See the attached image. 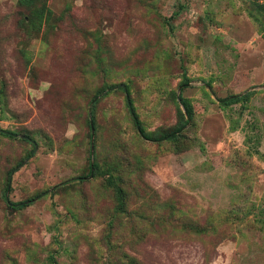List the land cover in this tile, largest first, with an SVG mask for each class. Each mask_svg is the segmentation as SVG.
<instances>
[{"label":"rangeland","instance_id":"1","mask_svg":"<svg viewBox=\"0 0 264 264\" xmlns=\"http://www.w3.org/2000/svg\"><path fill=\"white\" fill-rule=\"evenodd\" d=\"M46 2L0 0V264H264V0Z\"/></svg>","mask_w":264,"mask_h":264},{"label":"trees","instance_id":"2","mask_svg":"<svg viewBox=\"0 0 264 264\" xmlns=\"http://www.w3.org/2000/svg\"><path fill=\"white\" fill-rule=\"evenodd\" d=\"M46 1L47 0H19V2H20L19 5L22 7H25L28 10V12L26 14L28 18H26L24 16L23 22L25 23V26H29V29L35 28L36 30H38L37 27L39 25L41 26L43 23H46V24L50 23V20H51L52 15H53V11H52V9H50L48 7V5H47L48 3ZM187 84H188V78H187V73L185 71L184 72V80L180 84L181 92L185 89ZM122 89L125 91L129 114L131 115V118H132L134 125L136 126L138 131L142 134V136L148 140L159 141V140H166L167 139V140L176 141L181 137V133L183 134V132H181V131H183V129H185V127L187 126L189 121L194 118L195 110H194V106H192L193 105L192 102L188 98L180 96V101H181L180 103L182 104V106L185 110V113L180 108L179 111L181 113V117H180L178 124H176L174 127H172L169 130L155 132V133H148L142 125V121H141L140 116L137 112V109L134 105V101L131 97L129 86L125 85V87H123ZM252 93H253V91H246L244 93L233 94V95L221 98V101L225 105H229V104H232L235 102H240V101H247L250 99ZM2 133H4V132H2ZM7 134L10 135L13 133L11 132V133H7ZM25 139H27V140L29 139V141H32L31 138H28V137ZM99 167H100V165L98 162H93L92 164H90L91 170L95 169L98 171ZM107 181H108V184L110 186H112L113 189L115 190L116 197L118 200V207H120L119 210L120 211L125 210L126 209V203H127L126 202V199H127L126 190L120 184H118V182L116 181V179L114 178L113 175H110L108 177ZM8 186H9V179L7 182L6 190L8 189ZM25 203L26 202H23V201L18 202V203H12L9 200V204L13 207H16V208L24 207Z\"/></svg>","mask_w":264,"mask_h":264},{"label":"water","instance_id":"3","mask_svg":"<svg viewBox=\"0 0 264 264\" xmlns=\"http://www.w3.org/2000/svg\"><path fill=\"white\" fill-rule=\"evenodd\" d=\"M123 86L125 87V85H123ZM0 132L11 133V132H9V131H7L5 129H0ZM90 177H92V174L90 175ZM11 179H12V177H10V182H11Z\"/></svg>","mask_w":264,"mask_h":264}]
</instances>
